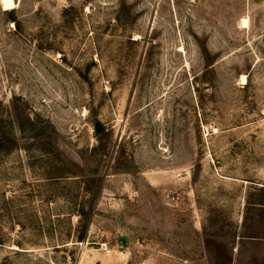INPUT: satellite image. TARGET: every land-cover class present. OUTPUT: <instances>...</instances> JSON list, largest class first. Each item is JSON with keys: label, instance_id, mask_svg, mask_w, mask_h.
<instances>
[{"label": "rangeland", "instance_id": "1", "mask_svg": "<svg viewBox=\"0 0 264 264\" xmlns=\"http://www.w3.org/2000/svg\"><path fill=\"white\" fill-rule=\"evenodd\" d=\"M15 1L0 264H264V0Z\"/></svg>", "mask_w": 264, "mask_h": 264}, {"label": "bare ground", "instance_id": "2", "mask_svg": "<svg viewBox=\"0 0 264 264\" xmlns=\"http://www.w3.org/2000/svg\"><path fill=\"white\" fill-rule=\"evenodd\" d=\"M3 5L9 10L13 9L16 6L15 0H2ZM246 23V22H245Z\"/></svg>", "mask_w": 264, "mask_h": 264}]
</instances>
